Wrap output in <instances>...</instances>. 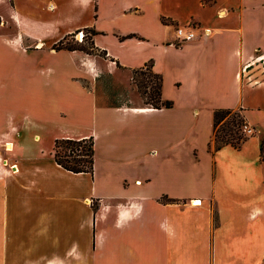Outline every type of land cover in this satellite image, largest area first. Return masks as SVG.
<instances>
[{
    "label": "crops",
    "instance_id": "obj_1",
    "mask_svg": "<svg viewBox=\"0 0 264 264\" xmlns=\"http://www.w3.org/2000/svg\"><path fill=\"white\" fill-rule=\"evenodd\" d=\"M3 2L21 28L13 43L55 64L41 127L81 116L58 120L52 142L92 137L94 169L68 172L34 139L2 143L0 264H264L259 137L212 142L215 109L241 110L264 132V0ZM187 25L209 33L175 46ZM84 31L102 56L54 50ZM145 65L172 108L98 105L85 87Z\"/></svg>",
    "mask_w": 264,
    "mask_h": 264
},
{
    "label": "rangeland",
    "instance_id": "obj_2",
    "mask_svg": "<svg viewBox=\"0 0 264 264\" xmlns=\"http://www.w3.org/2000/svg\"><path fill=\"white\" fill-rule=\"evenodd\" d=\"M20 33L21 28L10 20L8 5L0 3V162L6 166L10 149L8 145L5 148L2 143L9 140L10 136L14 135V141L23 145L33 143L34 139L38 146L51 151L52 138L61 133V128L56 124L58 120L67 128L83 120L78 114L75 117L73 113L65 114L62 119L57 117L55 123L41 127V116L55 108L45 101L55 64L49 59H40L39 53L23 50L26 42L23 46L14 44L13 39ZM76 33L69 39L68 44L89 51V33L83 32L82 42L79 41L78 33L77 39L74 38ZM92 54L102 56L96 50ZM143 72L146 76L117 68L113 74L100 75L96 85L87 86L95 92L98 105H143L144 99L139 95L136 86L139 81L146 80L147 71L144 69ZM65 94L66 92L62 95L61 105L75 111L73 105L76 103L70 102ZM49 117L52 118L51 112ZM253 130V136H258L259 140L264 138V132ZM35 142L34 145H37Z\"/></svg>",
    "mask_w": 264,
    "mask_h": 264
},
{
    "label": "trees",
    "instance_id": "obj_3",
    "mask_svg": "<svg viewBox=\"0 0 264 264\" xmlns=\"http://www.w3.org/2000/svg\"><path fill=\"white\" fill-rule=\"evenodd\" d=\"M70 37L64 38L54 46V50H79L86 54H92L95 50L90 38V50L87 51L83 47H75L68 44ZM147 71L145 81H139L136 86L139 95L144 99V107L153 109H170L172 101L163 99L162 97V77L152 71V67H145L132 71L133 74H144ZM87 88L88 86L85 85ZM245 120L241 114V110L231 109H215L213 111V138L215 149H219L224 145H231L239 148L249 137L242 133V125ZM264 138L260 140V155L263 158ZM52 156L57 165L64 170L79 174L93 173L94 169V142L93 138L83 139H56L53 143ZM170 201V200H168Z\"/></svg>",
    "mask_w": 264,
    "mask_h": 264
},
{
    "label": "built area",
    "instance_id": "obj_4",
    "mask_svg": "<svg viewBox=\"0 0 264 264\" xmlns=\"http://www.w3.org/2000/svg\"><path fill=\"white\" fill-rule=\"evenodd\" d=\"M198 28H195L193 25H187V26H178L175 28V46H181L185 43L192 42L193 40L197 39L199 36H207L209 33V30L202 29L201 32L198 33ZM79 41L82 42L83 33L78 32ZM75 39H77V34L74 36ZM242 133L244 136L251 137L253 136L254 130L252 127H250L248 124L243 123L242 125Z\"/></svg>",
    "mask_w": 264,
    "mask_h": 264
},
{
    "label": "bare ground",
    "instance_id": "obj_5",
    "mask_svg": "<svg viewBox=\"0 0 264 264\" xmlns=\"http://www.w3.org/2000/svg\"><path fill=\"white\" fill-rule=\"evenodd\" d=\"M8 148H10L9 145H8ZM193 204H194V205H199V202H198V201H194Z\"/></svg>",
    "mask_w": 264,
    "mask_h": 264
}]
</instances>
